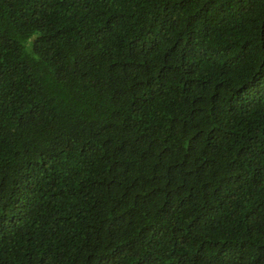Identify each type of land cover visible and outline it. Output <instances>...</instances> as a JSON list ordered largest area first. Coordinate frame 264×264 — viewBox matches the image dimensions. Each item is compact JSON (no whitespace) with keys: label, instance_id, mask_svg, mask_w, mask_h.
<instances>
[{"label":"trees","instance_id":"obj_1","mask_svg":"<svg viewBox=\"0 0 264 264\" xmlns=\"http://www.w3.org/2000/svg\"><path fill=\"white\" fill-rule=\"evenodd\" d=\"M0 264H264V0H0Z\"/></svg>","mask_w":264,"mask_h":264}]
</instances>
